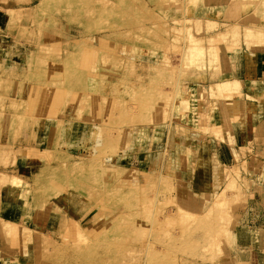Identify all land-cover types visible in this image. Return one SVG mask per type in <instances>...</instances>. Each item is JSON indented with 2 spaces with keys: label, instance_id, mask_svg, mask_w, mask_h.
Wrapping results in <instances>:
<instances>
[{
  "label": "rangeland",
  "instance_id": "1",
  "mask_svg": "<svg viewBox=\"0 0 264 264\" xmlns=\"http://www.w3.org/2000/svg\"><path fill=\"white\" fill-rule=\"evenodd\" d=\"M243 55L264 0H0V264H242L264 140L206 85Z\"/></svg>",
  "mask_w": 264,
  "mask_h": 264
},
{
  "label": "crops",
  "instance_id": "2",
  "mask_svg": "<svg viewBox=\"0 0 264 264\" xmlns=\"http://www.w3.org/2000/svg\"><path fill=\"white\" fill-rule=\"evenodd\" d=\"M238 61L231 63L233 76L242 81L245 94L255 99L245 101V111L237 123L238 127L233 129L232 137L224 134L236 156L239 155V149L247 148L256 139L264 140V87L257 84L264 81V69L258 70L259 66H255L253 56L243 55ZM226 140H213L215 149L217 147L214 156L218 164H221L223 144ZM258 153L260 154L257 156L264 161V156H261L264 155V148ZM240 223L235 230V237L237 248L246 255L242 264H264V183L258 192L248 198L240 214ZM231 254L233 259L231 264H239L233 252Z\"/></svg>",
  "mask_w": 264,
  "mask_h": 264
},
{
  "label": "bare ground",
  "instance_id": "3",
  "mask_svg": "<svg viewBox=\"0 0 264 264\" xmlns=\"http://www.w3.org/2000/svg\"><path fill=\"white\" fill-rule=\"evenodd\" d=\"M11 9H14V8H11ZM21 13H23V11L21 12ZM230 32H232V30L230 31ZM223 33V32H222ZM222 33H216V37H217V35L219 36H221L222 38H223V34ZM227 33H229V31H225V34H224V36L227 34ZM216 37H211V39L210 40H213L212 38H214V40L216 39H220V37H218V38H216ZM197 40V39H196ZM209 40V39H208ZM229 74V73H228ZM225 75L224 74V76H221V75H219V77H215V76H213V80L210 82V84H208V85H206L207 87H208V89L209 88H211L212 89V91L214 92V94H215V92H217V91H219V90H221V92H222V89H223V91H224V89L226 88V90H225V92L227 91V90H229V89H227V87H230L229 85H231V86H233V85H236V87H237V85L239 86V85H243L242 84V81L240 80V79H238L237 77H230V76H232L231 75V73L229 74V75ZM244 81V80H243ZM259 83H261V82H259ZM258 84V83H257ZM200 88V87H199ZM202 88H204L203 86H202ZM206 89V88H205ZM205 89H202L203 91H205ZM230 89H232V88H230ZM211 91V92H212ZM208 93H209V91H208ZM213 94V93H212ZM213 94V95H214ZM219 94H220V92H219ZM223 94V93H222ZM211 95V94H210ZM214 96H216V95H214ZM210 97V96H209ZM212 98H213V96H212ZM258 162V161H257ZM259 163H261V162H259ZM133 171L134 169H129V171ZM141 173V172H140Z\"/></svg>",
  "mask_w": 264,
  "mask_h": 264
}]
</instances>
